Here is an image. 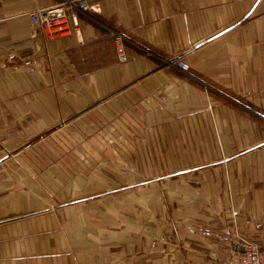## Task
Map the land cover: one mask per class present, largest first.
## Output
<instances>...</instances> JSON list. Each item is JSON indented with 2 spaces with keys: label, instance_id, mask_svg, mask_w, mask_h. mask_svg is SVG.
Wrapping results in <instances>:
<instances>
[{
  "label": "crops",
  "instance_id": "0c3cea01",
  "mask_svg": "<svg viewBox=\"0 0 264 264\" xmlns=\"http://www.w3.org/2000/svg\"><path fill=\"white\" fill-rule=\"evenodd\" d=\"M63 1L0 0V264H237L236 241L264 244V0H86L77 31H33Z\"/></svg>",
  "mask_w": 264,
  "mask_h": 264
},
{
  "label": "built area",
  "instance_id": "2783aa9c",
  "mask_svg": "<svg viewBox=\"0 0 264 264\" xmlns=\"http://www.w3.org/2000/svg\"><path fill=\"white\" fill-rule=\"evenodd\" d=\"M91 8L86 0H65L55 6L31 10L28 16L34 27L33 31H40L46 39L52 40L66 36L73 30L77 31L79 26L77 12ZM113 37L117 57L120 61H125L123 34L115 32ZM176 64L182 70L189 69V64L184 60H177ZM235 243L240 253L237 264H264V244L245 239H239Z\"/></svg>",
  "mask_w": 264,
  "mask_h": 264
},
{
  "label": "rangeland",
  "instance_id": "374dc122",
  "mask_svg": "<svg viewBox=\"0 0 264 264\" xmlns=\"http://www.w3.org/2000/svg\"><path fill=\"white\" fill-rule=\"evenodd\" d=\"M77 159L81 158H89V154L87 153H80L76 152L73 154ZM134 175L136 176V180H154L156 175H159L160 170L159 169H136L133 171ZM139 186H136V192H152L155 193L158 188V184H153L151 187H147L144 189L143 187L138 188ZM136 208H137V213H136V220L137 223L141 219L139 216H145L147 218L148 215L151 216V226L152 228H159L160 226V221H162V218L160 217V202L156 200L152 201H143L137 200L135 202Z\"/></svg>",
  "mask_w": 264,
  "mask_h": 264
}]
</instances>
